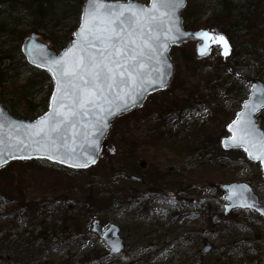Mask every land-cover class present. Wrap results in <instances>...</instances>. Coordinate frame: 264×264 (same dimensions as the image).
I'll list each match as a JSON object with an SVG mask.
<instances>
[{
	"label": "rangeland",
	"instance_id": "rangeland-1",
	"mask_svg": "<svg viewBox=\"0 0 264 264\" xmlns=\"http://www.w3.org/2000/svg\"><path fill=\"white\" fill-rule=\"evenodd\" d=\"M212 1L190 0V3L208 8ZM207 19L205 16L201 20L200 30L223 34L220 26L213 24L210 17L205 22ZM21 29L28 31L26 27ZM72 29L71 24L56 29L60 33L57 36L66 37V46L70 42L68 32ZM53 51L60 52L58 48ZM169 57L174 67L169 88L148 96L141 108L132 110L126 118L121 117L129 113L120 115L111 123L115 124L116 136L128 123L129 127L139 126L137 136L140 140L134 158L117 160L119 157L113 148L106 149V138L112 128L103 141L94 167H108V160L113 159L115 168L123 170L118 173L116 170V178L98 173L94 179L97 197L107 201L106 207L93 218H87L82 233L77 235L61 233L59 226L68 204L75 211H79L81 205L66 202L60 206L57 199L45 195L40 198H46L50 204L41 205L40 210L25 216L13 213L0 194V264H10L4 258L13 254L23 256L26 264H264V221L252 211L235 210L224 214V192L220 189L228 183H247L264 205V178L260 166L249 161L242 150L223 151L220 145L222 138L230 136L226 130L222 132L221 121L226 123L240 111L249 95L251 81L259 77V73L253 70L234 72L227 66L229 55H222L221 46L216 44L212 45L210 55L202 60L195 55L194 42L172 47ZM260 76L264 81V75L260 73ZM28 77H21L16 86H4V94L11 93L13 105L18 107L15 112L8 104L10 98L6 100L0 95L2 107L11 116L13 112L14 118L21 119L18 115L26 107L24 102L17 101L14 93ZM52 87L50 78L42 93L33 100L32 104L37 107L35 118L46 112ZM170 98L189 100V104L176 118L164 120L161 109L168 107ZM145 139L149 140L146 145ZM207 139L217 140L215 149L228 153L230 162L222 166L219 162L208 163L216 154L210 149H201L199 144ZM39 165L45 171L39 173L40 178L36 176L37 170L26 176L40 181L44 189H48L57 179L48 174L47 164ZM52 165L57 166L56 169L65 168ZM5 167L0 168L1 192L9 180L18 178L17 174L22 175L19 171L5 174ZM129 176L140 177L145 182L133 183ZM15 183L11 186L15 187ZM94 221L100 223L102 231L110 224L118 227L123 243L120 253L109 254L104 240L92 232ZM18 234L25 238L24 243H14ZM205 247H210V251L204 255L202 249ZM90 252L99 254L95 259L91 256L81 259Z\"/></svg>",
	"mask_w": 264,
	"mask_h": 264
},
{
	"label": "snow or ice",
	"instance_id": "snow-or-ice-1",
	"mask_svg": "<svg viewBox=\"0 0 264 264\" xmlns=\"http://www.w3.org/2000/svg\"><path fill=\"white\" fill-rule=\"evenodd\" d=\"M184 3L150 0L145 7L135 0H88L77 39L63 55L26 47L30 61L46 68L56 87L49 110L34 124H17L0 111V162L19 153L87 167L95 163L109 117L134 106L149 89L166 86L171 65L165 53L170 44L196 39L200 55L216 44L227 57L230 46L223 34L182 29L179 10ZM258 109H264V87L253 84L251 99L227 126L231 136L222 143L242 148L249 159L264 165V132L253 118ZM225 199L264 212L247 185H231ZM118 243L112 244L113 252L119 250Z\"/></svg>",
	"mask_w": 264,
	"mask_h": 264
},
{
	"label": "trees",
	"instance_id": "trees-1",
	"mask_svg": "<svg viewBox=\"0 0 264 264\" xmlns=\"http://www.w3.org/2000/svg\"><path fill=\"white\" fill-rule=\"evenodd\" d=\"M82 2L83 0H0V95H4L3 98L6 100L10 98L8 104L12 106L11 110L15 112L18 107L13 105L14 99H12L11 93H8L9 95L4 94V86H16L21 77L29 76L14 93L18 97V102L26 104V107L18 115L21 119H35L37 107L32 104L33 100L42 93V88L49 83L50 76L26 63L19 44L28 36L41 34L43 31L41 34L43 41L49 44L52 49L58 48L61 51L66 46L64 40L66 37L57 36L60 33L56 29H60L66 24L73 25V29L67 35L68 41L72 40V32L79 23ZM181 15L185 29L193 31L200 30V22L205 16L208 19L210 17L213 24L221 27L223 35L229 42L230 54L226 61L227 66L234 72L253 70L259 73V77H261L260 73L264 75V0H213L208 8L198 7L187 0ZM208 19L205 22H208ZM23 27H26L28 31H21ZM46 101L47 98L45 105H47ZM167 104L166 109H161L165 116L164 120L176 118L188 107L189 100L175 101L170 98ZM13 112L12 116L15 115ZM131 114H126L121 118H126ZM258 119L264 129V114H260ZM231 120L228 119L226 123L221 121L222 132L226 130ZM129 125L130 123L118 134L116 133L117 136L115 135V124L112 125L111 133L106 138L107 145L105 147L106 149L108 147L113 148L116 157H119L117 160L133 159L135 149L138 147L140 138L137 136V128L139 126L129 127ZM145 140L144 144L146 145L149 140ZM216 144L217 140L210 142L207 139L199 145L201 149H210L216 154V157L208 163L214 165L219 162L221 163L220 166L225 165L230 160L227 157L228 153L223 152L220 148L215 149ZM108 161L111 166L109 164L108 167L96 166L97 168L93 167L86 171H73L59 167L56 169L57 166L40 160H31L25 163L13 161L5 167V174H13L19 171L22 175L17 174L19 175L18 178L9 180V183L3 186V192L0 191V194L1 197H5L8 208L13 213L25 216L40 210L41 205L50 204L46 202V198H40L45 197V195L57 199L60 206L66 202L75 203L76 206L81 205L79 211L76 210V212L75 208H71L68 204L63 211L59 226L61 233L69 232L79 235L82 233L85 220L93 218L95 213L106 207L107 201L103 198L99 199L97 197L99 193L96 192L97 188L95 189L94 179L99 175L98 173L109 178H116V170L117 173L123 172V170L120 171L115 168V165L112 164L113 159ZM39 164H47V167L49 166L48 174L57 179L56 182L50 183L48 189H44V184L40 181L26 176V173L32 174L31 172L35 170H37L36 176H41L39 173L45 171ZM133 170L131 168V171ZM82 177L83 180H81ZM14 181H16L15 187H12ZM36 198H40V201L35 202ZM13 241L22 244L25 242V238L18 234ZM98 254V252H90L84 254L81 259L84 260L89 256L95 259ZM4 261L10 264H26V259L19 254L5 257Z\"/></svg>",
	"mask_w": 264,
	"mask_h": 264
},
{
	"label": "water",
	"instance_id": "water-1",
	"mask_svg": "<svg viewBox=\"0 0 264 264\" xmlns=\"http://www.w3.org/2000/svg\"><path fill=\"white\" fill-rule=\"evenodd\" d=\"M105 2H108V3H117V2H126V1H109V0H105ZM135 2H136V3H139V4H142V5H144L145 7H147V6L149 5V3H150V0H148L147 4H144V3H141V2H138V1H135ZM186 3H187V0H185V3H184V5H183V7L179 10V15H180V17H181V26H182V29H183L185 32H188V33H194V32H197V31H188V30H186V29L184 28V26H183V18H182V16H181V12H182L183 9L185 8ZM87 4H88V0H84L83 3H82L81 12H80V16H79V24H78L77 28L75 29V31L73 32V35H72V36H73V39H72V40L70 41V43H69V44H68V45H67L62 51H60L59 53L54 52V51L50 48L49 44H47L46 42L42 41V40L40 39V36L37 35V34H32V35L28 36V37L25 38L24 41L22 42V45H21L20 50H21V54L23 55V57H24L26 63H27L29 66H31V67H33V68H35V69H38V70H40V71H44V72H46V73L50 76V78H51V80H52L53 87H52V92H51L50 97H49L48 107H47L46 112L49 110V104L51 103V99H50V98H51V95H52V93L54 92L55 87H56V85H55V80L53 79L52 74H51L46 68L37 67L35 64H33V63L30 61V59H29V57H28V54H27V52L25 51V48H26V47H31V48L35 49V51H36L37 53L43 51V52H48V53H50V54L53 55V56H60V55H63V53H64L65 51H67L69 48L72 47L73 42L76 41V39H77L75 33L79 31V27H80V23H81V19H82V14H83L85 8L87 7ZM198 31H200V30H198ZM189 42H194V43H195V55L197 56V58H199V59L202 60V59H204V58H206V57H208V56L210 55V52H209L207 55H203V56L199 54V52L197 51L198 41H197L196 39H187V38H185L184 40H182V41H180V42H178V43L170 44V45L168 46V49H167L166 53H165V55H166V57H167V59H168V63L171 65V68L169 69V73H170V74L166 76V80H165V82H166V86H165V87H159V86L157 85V86H155L154 88L149 89V90L145 93V95L143 96V98H141L140 100H138V102H137L134 106H130V107L128 108V110H126V111H121V112L117 113L116 115H114V116H112V117H109V119H108V128L106 129L105 134L103 135V137H101V139H100V149H99V151H98L97 154H96V157H95V163H89V164L87 165V167H72V166H70V165L67 164V163H60V162L55 161V160H49V159H47L46 157H41V156H37V155H31V156H29L28 154H24L23 156H21V154L17 153V154L15 155L14 158H7V157H6L4 162H0V168H1V167H5V166H7L9 163H11V162H13V161L28 162V161H31V160H44V161H47L48 163L55 164V165H58V166H62V167H65V168H68V169H72V170H83V171H85V170H87V169H90L91 167H94V166L96 165L97 160H98V157H99V155H100V153H101V151H102V148H103V141H104V139L106 138V136L108 135L109 131H110L111 128H112V125H111L112 121L115 120V119H116L117 117H119L120 115H123V114H125V113H129V112H131L132 110H135V109L141 108V107L143 106L144 102L146 101V99H147L148 96L153 95V94H155V93H157V92L164 91V90H166V89L169 87V85H170V81H171V78H172L173 73H174V70H173L174 67H173V63H172V61H171V59H170V57H169V51H170V49H171L172 47H174V46H175V47H178V46H181V45L186 44V43H189ZM253 84H256V85H258V86L264 87V82H263L261 79L254 78V79L252 80V84H251V87H250V92H249V95H248V97H247L246 100H250V99H251V90H252V86H253ZM246 100H245V101H246ZM245 101H243V103H242V105H241V109H240V111H239L238 113H240V112L243 110V105H244V102H245ZM0 111H2V112L5 114V116H6L7 119H9V120H11V121H15L17 124H34V123H36V122L39 120V118H41L42 116H44L45 113H46V112L43 113L42 115H40L39 117H37V118H35V119H33V120H23V119H18V118H14V117H12V116H11V115H10V114H9V113H8L3 107H2L1 104H0ZM262 111H264V109H258L255 113H253V118H254V120H255V123H256V126H257L258 130L261 131V132H264V130L262 129V127H261V125H260V123H259V121H258V119H257L258 115H259ZM236 116H237V114L235 115V117L233 118V120L236 119ZM233 120H232V121H233ZM232 121H231L230 123H232ZM230 123H229V124H230ZM229 124H228V125H229ZM226 130H227V132L229 133V135L231 136V133L228 131V127L226 128ZM5 131H6V129H5ZM225 139H226V138H223V139L221 140V148H222L224 151H230V150H242V151L244 152V150H243L242 148H240V149H236V148H233V147H227V148H226L225 145L222 143V141H224ZM229 143H230V142H229ZM244 153H245V155H246V158H247L249 161H251V162H253V163H257V164L260 166L261 171H262V174H263V178H264V165H261L259 161L249 159L247 153H246V152H244ZM129 180H130L131 182H133V183H137V184H142V183L144 182L143 179H141L140 177H137V176H131V177H129ZM234 184H236V185H239V184L247 185V187L250 189L251 193L256 197L257 208H264V205L260 203V201H259L257 195L253 192L252 188H251L247 183H242V182H241V183H238V182H234V183L224 184V185H222L221 188H220L221 191L224 192V201H225V205H224V214H227V213H229L230 211H235V210H240V211H252V212L256 213V214H257V215H258V216L264 221V212L257 211L256 209H248V208H245V207L237 206V205L233 204L231 201H228V200L225 199V197L229 195L230 186H231V185H234ZM226 205H228V207H226ZM92 226H93V228H92V232L95 233V234H97L99 237H101V238L104 240V242L106 243V245L108 246V248H109V254H111V255H113V254H118V253H120V252L122 251V249H123V243H122V240H121L120 237H119V229H118L117 226H115V225H113V224H110V225H109L105 230H103V231H100V223H99L98 221H94V222L92 223ZM110 230H111V231H110ZM117 241L119 242V243H118V248H119V250L113 252L111 246H112V244H113L114 242H117ZM209 251H210V247H205V248L202 249V253H203L204 255L207 254Z\"/></svg>",
	"mask_w": 264,
	"mask_h": 264
},
{
	"label": "flooded vegetation",
	"instance_id": "flooded-vegetation-1",
	"mask_svg": "<svg viewBox=\"0 0 264 264\" xmlns=\"http://www.w3.org/2000/svg\"><path fill=\"white\" fill-rule=\"evenodd\" d=\"M145 182V181H144Z\"/></svg>",
	"mask_w": 264,
	"mask_h": 264
}]
</instances>
